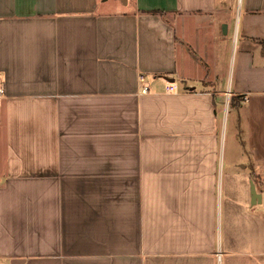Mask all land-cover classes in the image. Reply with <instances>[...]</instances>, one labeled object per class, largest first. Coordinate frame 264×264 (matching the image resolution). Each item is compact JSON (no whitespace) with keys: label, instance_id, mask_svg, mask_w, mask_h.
Returning <instances> with one entry per match:
<instances>
[{"label":"crops","instance_id":"0c3cea01","mask_svg":"<svg viewBox=\"0 0 264 264\" xmlns=\"http://www.w3.org/2000/svg\"><path fill=\"white\" fill-rule=\"evenodd\" d=\"M0 89V264H264V0H0Z\"/></svg>","mask_w":264,"mask_h":264},{"label":"built area","instance_id":"2783aa9c","mask_svg":"<svg viewBox=\"0 0 264 264\" xmlns=\"http://www.w3.org/2000/svg\"><path fill=\"white\" fill-rule=\"evenodd\" d=\"M137 81L139 83L138 93L140 95H145L147 93V87L143 85L144 79L141 76H138ZM164 91L165 93H174L176 92V86L173 84H167ZM3 93V90L0 89V97L3 95Z\"/></svg>","mask_w":264,"mask_h":264},{"label":"water","instance_id":"95a60500","mask_svg":"<svg viewBox=\"0 0 264 264\" xmlns=\"http://www.w3.org/2000/svg\"><path fill=\"white\" fill-rule=\"evenodd\" d=\"M163 80H165L166 82H170L172 83L173 80H169L167 78H163ZM250 195H251V200H255V199H258V195L255 194V190H254V187H253V184H251V187H250Z\"/></svg>","mask_w":264,"mask_h":264},{"label":"rangeland","instance_id":"374dc122","mask_svg":"<svg viewBox=\"0 0 264 264\" xmlns=\"http://www.w3.org/2000/svg\"><path fill=\"white\" fill-rule=\"evenodd\" d=\"M151 15H158L156 12H152V13H150ZM162 19V18H161ZM232 101L233 100H231L230 99V101H229V108H231L232 107ZM241 103V100H239V101H237V103L236 104H240ZM230 119V118H229ZM230 124V121L228 120V125ZM226 132H227V130H225ZM229 135V134H228ZM229 137H230V135H229ZM230 151L231 150H229V153H230ZM226 153L228 154V149H226ZM263 199H264V196H263ZM264 207V206H263ZM262 207V212H263V214H264V208ZM263 218V217H262Z\"/></svg>","mask_w":264,"mask_h":264}]
</instances>
